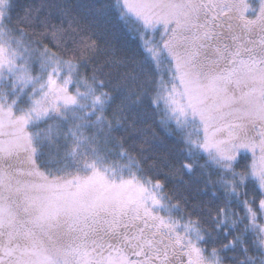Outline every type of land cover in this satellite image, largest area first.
I'll use <instances>...</instances> for the list:
<instances>
[{"label":"snow or ice","instance_id":"obj_1","mask_svg":"<svg viewBox=\"0 0 264 264\" xmlns=\"http://www.w3.org/2000/svg\"><path fill=\"white\" fill-rule=\"evenodd\" d=\"M0 264H264V0H0Z\"/></svg>","mask_w":264,"mask_h":264},{"label":"trees","instance_id":"obj_2","mask_svg":"<svg viewBox=\"0 0 264 264\" xmlns=\"http://www.w3.org/2000/svg\"><path fill=\"white\" fill-rule=\"evenodd\" d=\"M179 147V146H178ZM169 186H171V185H169Z\"/></svg>","mask_w":264,"mask_h":264}]
</instances>
